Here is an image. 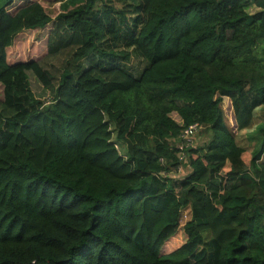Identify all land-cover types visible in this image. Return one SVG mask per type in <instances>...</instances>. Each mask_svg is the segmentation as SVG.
Returning a JSON list of instances; mask_svg holds the SVG:
<instances>
[{
    "label": "trees",
    "instance_id": "obj_1",
    "mask_svg": "<svg viewBox=\"0 0 264 264\" xmlns=\"http://www.w3.org/2000/svg\"><path fill=\"white\" fill-rule=\"evenodd\" d=\"M51 5L0 0V264H264V0Z\"/></svg>",
    "mask_w": 264,
    "mask_h": 264
},
{
    "label": "rangeland",
    "instance_id": "obj_2",
    "mask_svg": "<svg viewBox=\"0 0 264 264\" xmlns=\"http://www.w3.org/2000/svg\"><path fill=\"white\" fill-rule=\"evenodd\" d=\"M53 1L55 0H47L48 3H46V0H44V6L46 10H48L47 12L54 17L59 12V9L57 5H51L53 4ZM258 11L259 9H257L255 6H250L246 8V12L248 14H255ZM63 58H64L63 55H59L55 58H49L42 62V66L44 69L49 71L54 77L56 76L59 68L62 66ZM143 66L144 63L141 62L137 57H132L131 62L128 63V68H130L132 71H139ZM30 86L32 92L38 99L41 100L49 99L50 96L49 92L41 90L37 81L31 80ZM263 125H264V106H259L255 108L253 111V118L250 126L247 129H244L240 131L238 134H236L235 140L237 146L244 149L246 152H248V154L257 151L261 145V136L259 130ZM208 140H209L208 132H206L201 128L195 134L192 140V146L190 148L204 146ZM118 149L122 155L125 153V148L122 145L118 146ZM262 162H264V153L262 156ZM228 169H229V164L226 165L225 171H227ZM189 172H190V168L187 167L186 164H184V165H180L177 171L168 174L166 177L174 181L175 183H179ZM161 175L162 177L165 176L164 174ZM188 218H189L188 212L184 211L181 218V223L184 224V222ZM179 239L181 240L180 237Z\"/></svg>",
    "mask_w": 264,
    "mask_h": 264
},
{
    "label": "built area",
    "instance_id": "obj_3",
    "mask_svg": "<svg viewBox=\"0 0 264 264\" xmlns=\"http://www.w3.org/2000/svg\"><path fill=\"white\" fill-rule=\"evenodd\" d=\"M199 129H200V127L197 124H193L184 130L182 140L184 141L186 147H188L192 144V140H193L195 134L197 133V131ZM179 160L185 162L186 157L182 153H180L179 154Z\"/></svg>",
    "mask_w": 264,
    "mask_h": 264
}]
</instances>
